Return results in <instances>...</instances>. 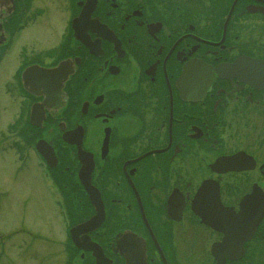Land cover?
<instances>
[{
  "label": "flooded vegetation",
  "instance_id": "obj_1",
  "mask_svg": "<svg viewBox=\"0 0 264 264\" xmlns=\"http://www.w3.org/2000/svg\"><path fill=\"white\" fill-rule=\"evenodd\" d=\"M63 60L57 93L55 73L25 78ZM0 110V145L48 136L76 181V145L59 143L80 134L106 206L87 232L100 264H264V215L251 239L232 232L248 227L245 196L264 210V0H0ZM70 250L72 264H99Z\"/></svg>",
  "mask_w": 264,
  "mask_h": 264
},
{
  "label": "rangeland",
  "instance_id": "obj_2",
  "mask_svg": "<svg viewBox=\"0 0 264 264\" xmlns=\"http://www.w3.org/2000/svg\"><path fill=\"white\" fill-rule=\"evenodd\" d=\"M34 37L39 47L52 43L51 37ZM2 119L0 113V126ZM12 152L0 149V247L5 246L0 251V264H58L49 254L65 233L60 232L58 219L48 212L49 200L39 194L40 180L33 160L22 164Z\"/></svg>",
  "mask_w": 264,
  "mask_h": 264
},
{
  "label": "water",
  "instance_id": "obj_3",
  "mask_svg": "<svg viewBox=\"0 0 264 264\" xmlns=\"http://www.w3.org/2000/svg\"><path fill=\"white\" fill-rule=\"evenodd\" d=\"M61 68H62V67H61ZM61 68H59V69H61ZM84 183H85V185L87 186V188H88V189L91 191V193H92L93 188L90 186V176L85 178ZM94 201H95V200H94Z\"/></svg>",
  "mask_w": 264,
  "mask_h": 264
}]
</instances>
